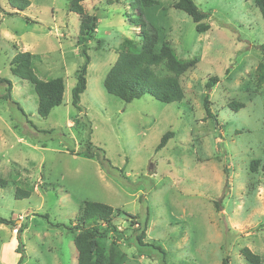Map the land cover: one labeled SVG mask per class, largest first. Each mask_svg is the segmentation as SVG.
<instances>
[{"label": "rangeland", "instance_id": "obj_1", "mask_svg": "<svg viewBox=\"0 0 264 264\" xmlns=\"http://www.w3.org/2000/svg\"><path fill=\"white\" fill-rule=\"evenodd\" d=\"M28 1L17 12L0 0V177L19 173L33 187L25 200L14 198L13 184L0 188V217L14 222L0 225V264H18L22 254L19 264H76L67 228L85 202L115 210L124 264H221L225 257L246 264L243 248L264 264V175L249 169L251 161L264 162V86L254 88L264 22L254 4L193 0L209 26L197 33L173 8L177 0L149 8L136 0H82L97 25L78 113L70 93L84 63L79 16L69 11L71 0ZM153 32L178 58L199 60L180 78L184 99L163 104L144 95L124 104L105 92V76L119 53ZM24 52L38 56V79L64 82L61 105L45 118L32 86L10 72L12 58ZM211 78L217 82L207 89ZM232 101L244 107L233 109ZM168 132L173 137L158 149ZM89 144L93 158L83 153ZM138 223L146 228L141 248L133 239Z\"/></svg>", "mask_w": 264, "mask_h": 264}, {"label": "trees", "instance_id": "obj_2", "mask_svg": "<svg viewBox=\"0 0 264 264\" xmlns=\"http://www.w3.org/2000/svg\"><path fill=\"white\" fill-rule=\"evenodd\" d=\"M251 1L258 9L264 22V0H244ZM82 0H71L69 2V11L79 16V36L76 40V46L80 48L81 55L84 57V63L75 73V84L71 89V106L81 113L79 107L80 96L86 90V72L89 64L87 55V43L96 32L97 20L95 17H89L83 6ZM8 6L17 11L24 12L30 6L28 0H7ZM136 3L143 8H149L157 4L154 0H136ZM173 8L185 13L195 24L197 33H204L209 30V26L202 23L205 14L197 8L193 0H177ZM14 14V13H13ZM261 52V62L258 64L254 75L255 90L264 86V44L259 47ZM38 56L29 53H17L9 63L11 74L28 82L37 97V115L45 118L53 108L59 107L62 103L64 94V82L61 78L40 80L34 73V61ZM198 59L188 60L177 57L174 49L164 35L160 32L142 33L140 45L134 50L123 51L118 54L115 63L111 66L103 81L105 92L124 104H129L138 100L144 95L152 97L154 100L163 104L179 103L184 99V92L180 85V78L198 63ZM217 82L216 78H211L206 84L207 89H211ZM11 84L7 83L6 95L4 100L10 97ZM229 106L233 109L243 108L244 105L232 101ZM204 110L207 117H211L210 108L207 99L204 101ZM173 137L168 132L160 140L158 149L165 146L167 141ZM90 144L83 152L87 158H93ZM80 154V153H78ZM101 165L109 166V162L103 157ZM251 172L260 171L264 175V162L254 160L250 162ZM25 171H22V173ZM22 175V174H21ZM8 176L0 177V188H5L10 184L15 187L14 198L16 200L29 199L33 187L28 181V177ZM115 210L108 205L97 202H85L81 207V216L77 219V224L67 228L72 235L74 249L76 251V264H124L123 253L118 249L117 242L124 240L121 233H118L114 224ZM47 219V217H45ZM13 221L0 217V225L12 226ZM98 224L104 229L100 230ZM134 225V224H133ZM136 235L133 237L135 246L144 247L142 242L145 238V225L140 228V223L136 224ZM24 225L18 230L21 233ZM140 231L139 233H137ZM113 239L109 243L102 240ZM19 240V239H18ZM127 242L129 240L125 239ZM130 243V242H129ZM20 254L23 252L22 245L16 249ZM240 254L246 264H263L258 255L254 254L248 248L240 250ZM23 260V254L18 264ZM221 264H230L228 257L222 259Z\"/></svg>", "mask_w": 264, "mask_h": 264}]
</instances>
